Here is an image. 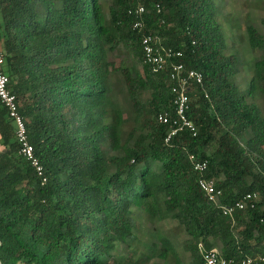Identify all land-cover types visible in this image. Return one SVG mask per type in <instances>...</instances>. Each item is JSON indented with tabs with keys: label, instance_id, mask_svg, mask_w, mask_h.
<instances>
[{
	"label": "trees",
	"instance_id": "1",
	"mask_svg": "<svg viewBox=\"0 0 264 264\" xmlns=\"http://www.w3.org/2000/svg\"><path fill=\"white\" fill-rule=\"evenodd\" d=\"M141 5L144 28L135 31L128 12L137 4L126 0H0L4 72L46 179L20 155L0 105V264H183L179 249L201 264L198 244L235 264L264 258V115L254 101L264 95V19L246 26L260 55L240 92L238 57L225 54L213 0ZM143 35L160 37L182 54L175 62L203 76L189 87L194 137L179 132L165 143L170 128L156 118L174 116L172 83L143 65ZM123 49L130 67L115 57ZM195 162L206 170L195 172ZM200 178L215 182L220 205L206 200ZM246 194L257 195L254 209L222 215L220 206ZM143 217L176 222L188 242L177 247L152 231L145 244Z\"/></svg>",
	"mask_w": 264,
	"mask_h": 264
},
{
	"label": "built area",
	"instance_id": "2",
	"mask_svg": "<svg viewBox=\"0 0 264 264\" xmlns=\"http://www.w3.org/2000/svg\"><path fill=\"white\" fill-rule=\"evenodd\" d=\"M137 4L136 8L129 10L128 15L135 18L132 25L133 30L141 31L144 28L145 8L141 5L142 0H126ZM155 9L159 12V6ZM143 65L146 66L151 75L156 76L167 71L169 80L172 83L171 93L173 96L174 116L168 113H161L157 116V122L161 125L169 126L170 132L165 139L169 143L179 132H188L192 137L196 135L194 123L188 118L190 110V85H203V76L200 72L186 70L184 65L175 62L182 58L180 52L166 49L162 44V39L158 36L143 35L140 45ZM5 61L0 55V105L5 109L9 120L15 126L16 140L19 146L20 155L34 169L37 175L42 178V184L46 183L43 178V168L34 154L33 147L29 143L25 120L19 112L15 95L9 88V79L4 72ZM207 168L206 162H195L193 169L195 172L203 173ZM199 190L206 200L212 205H220L222 192L216 188L213 180L200 178L198 180ZM258 201L256 194H246L240 201L230 206H220L221 213L226 218H232L236 211L254 209ZM201 259V264H235L231 259L222 257L216 248L205 250L202 244L197 246ZM256 261L264 263V258L242 260L240 264H253Z\"/></svg>",
	"mask_w": 264,
	"mask_h": 264
},
{
	"label": "rangeland",
	"instance_id": "3",
	"mask_svg": "<svg viewBox=\"0 0 264 264\" xmlns=\"http://www.w3.org/2000/svg\"><path fill=\"white\" fill-rule=\"evenodd\" d=\"M216 21L220 25L225 45L227 48L226 55H235L238 57L236 63L237 75L232 79L233 83L238 87L240 92H244L249 88V79L251 77L250 66L259 53L251 52L248 48L246 37V26L253 25L260 28V22L264 19V0H213ZM120 55H116L117 59L124 62L126 67L132 66V61L126 50H122ZM136 68L142 71L140 63L136 64ZM118 77H113L115 84ZM114 101L118 105L127 120H131L133 112L123 95L120 93L114 95ZM264 115V95L256 94L254 100ZM142 235L141 241L145 244L150 243V234L155 231L158 236H163L177 247H183L188 238L182 230L178 229L176 222L167 220L162 222L150 221L147 217L141 218ZM146 228H149L146 231ZM151 232V233H150ZM217 250L219 248L217 247ZM180 259L183 264H194L195 260L184 249H179ZM158 261V260H156Z\"/></svg>",
	"mask_w": 264,
	"mask_h": 264
},
{
	"label": "crops",
	"instance_id": "4",
	"mask_svg": "<svg viewBox=\"0 0 264 264\" xmlns=\"http://www.w3.org/2000/svg\"><path fill=\"white\" fill-rule=\"evenodd\" d=\"M217 249V248H216Z\"/></svg>",
	"mask_w": 264,
	"mask_h": 264
}]
</instances>
